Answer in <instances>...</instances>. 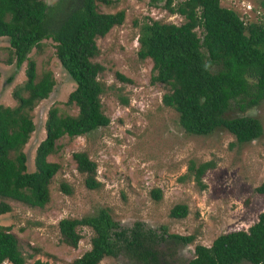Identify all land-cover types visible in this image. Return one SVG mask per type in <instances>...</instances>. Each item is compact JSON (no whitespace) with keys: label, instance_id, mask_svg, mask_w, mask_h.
Listing matches in <instances>:
<instances>
[{"label":"trees","instance_id":"16d2710c","mask_svg":"<svg viewBox=\"0 0 264 264\" xmlns=\"http://www.w3.org/2000/svg\"><path fill=\"white\" fill-rule=\"evenodd\" d=\"M98 0H57L49 6L42 0H0V38H6L12 51L15 69L26 62L24 84L14 90L15 108L0 106V198L42 209L49 199L48 184L58 171L47 157L57 152L56 142L62 138L80 137L108 125L101 112L99 97L103 86L97 75L103 70L90 59L97 54L95 39L103 37L112 27L122 24L124 13L102 14ZM163 9L183 18L175 26L156 21L143 23L138 31L137 57L151 62L150 84L167 88L161 103L177 114L178 124L189 135L204 136L222 129L238 144L261 136L259 122L249 116L227 118L230 102L243 111L264 99V25L244 24L219 0H183L173 6L163 0ZM260 7L264 12V0ZM201 30V37L195 30ZM42 41L54 46L60 68L74 84L66 104L74 105L77 114L61 116L56 108L48 110L44 122L45 137L35 148L32 172H27L21 148L33 132L28 112L47 98L53 87L49 73L36 81L34 63L28 59L32 49ZM203 50V52L201 51ZM212 67L216 68L212 71ZM118 79L127 82L121 76ZM12 76L6 80L9 83ZM26 93L25 97L21 93ZM127 105L125 99L120 100ZM76 171L84 175L83 185L93 191L100 184L95 180V163L85 153L72 154ZM211 162L187 167L200 190L203 174ZM183 179V177H182ZM59 191L70 195L66 184ZM264 195V181L254 189ZM150 197L159 201V189ZM0 202V216L9 212ZM187 208L174 205L168 212L171 219H183ZM91 229L90 249L69 264H98L103 258L124 256L127 264H177V248L189 245L194 237L156 235L142 224L121 229L112 221L108 210L94 216L62 219L57 228L63 244L76 248L80 235L77 229ZM264 264V213L246 231H233L216 237L210 247L196 245L193 258L185 264ZM24 264L14 236L0 227V264ZM32 264H49L34 261Z\"/></svg>","mask_w":264,"mask_h":264},{"label":"rangeland","instance_id":"374dc122","mask_svg":"<svg viewBox=\"0 0 264 264\" xmlns=\"http://www.w3.org/2000/svg\"><path fill=\"white\" fill-rule=\"evenodd\" d=\"M42 1L51 6L57 0ZM182 1L172 0V5ZM261 1L219 0V5L232 10L244 24L264 25ZM162 5L163 0L97 1L99 13H124L121 25L95 39L97 54L90 59L103 69L97 81L103 86L99 100L108 125L84 136L62 137L56 142L58 150L47 161L59 168L48 184L49 199L42 209L0 198L10 209L0 216V227L16 239L24 264L36 260L69 264L81 257L90 249L91 229H77L81 238L76 248H70L62 243L57 224L62 219L94 216L101 209L108 210L121 229L128 230L134 223H140L156 235L165 232L193 236L191 244L177 248V264L192 259L196 245L208 248L219 235L246 231L264 213V195L254 192L264 181V99L243 111L230 102L225 114L227 118L249 116L259 122L261 136L251 142L238 144L222 129L204 136L186 134L178 124L177 114L161 103L167 88L159 83L150 84L151 62L137 57L136 39L143 23L156 21L175 26L183 23L182 17L168 13ZM195 32L201 37V30ZM54 51L51 42L42 41L28 55L34 63L36 81L49 73L53 87L47 98L36 102L28 112L34 130L21 148L27 172L34 170V152L45 137L48 110L56 108L61 116L77 114L74 105L66 104L74 84L60 68ZM25 68L26 62L15 69L7 39L0 38V106L18 105L12 93L26 81ZM121 99L127 105H122ZM78 152L95 163L98 189L90 191L84 187V175L76 171L72 159V154ZM190 162L194 167L205 162L213 165L201 177L202 190L192 177L184 179ZM62 183L69 187L70 195L59 191ZM152 189L160 190L159 201L150 197ZM177 204L187 208L183 219L168 216ZM98 264L127 263L124 256H117L105 257Z\"/></svg>","mask_w":264,"mask_h":264}]
</instances>
